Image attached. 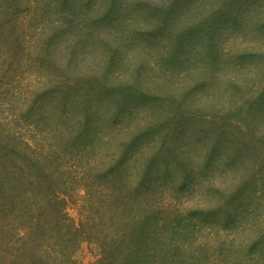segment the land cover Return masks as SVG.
<instances>
[{
    "label": "trees",
    "instance_id": "obj_1",
    "mask_svg": "<svg viewBox=\"0 0 264 264\" xmlns=\"http://www.w3.org/2000/svg\"><path fill=\"white\" fill-rule=\"evenodd\" d=\"M196 1L0 0V264H264V43Z\"/></svg>",
    "mask_w": 264,
    "mask_h": 264
},
{
    "label": "rangeland",
    "instance_id": "obj_2",
    "mask_svg": "<svg viewBox=\"0 0 264 264\" xmlns=\"http://www.w3.org/2000/svg\"><path fill=\"white\" fill-rule=\"evenodd\" d=\"M230 0L222 3L218 0L196 1L189 6L197 8L200 11V18L211 20L214 25H222L220 22H225L223 26H230L233 29L231 32L221 34L218 37L228 39H239L248 42L257 43L261 48V43H264V0L259 2H247L243 0ZM235 9L238 10L236 16H225L223 18L211 19L209 16L216 11V9ZM220 17V16H217ZM261 54V53H258ZM264 54V53H263ZM68 212L71 217L76 220L79 219V210L76 204L68 206ZM97 248L89 245L87 242L82 244L77 256L79 264H90L97 257Z\"/></svg>",
    "mask_w": 264,
    "mask_h": 264
}]
</instances>
